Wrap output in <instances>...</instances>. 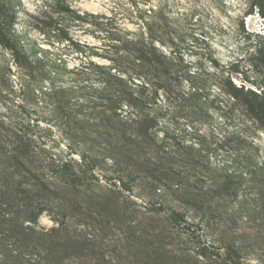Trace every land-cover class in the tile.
Masks as SVG:
<instances>
[{"label": "rangeland", "instance_id": "obj_1", "mask_svg": "<svg viewBox=\"0 0 264 264\" xmlns=\"http://www.w3.org/2000/svg\"><path fill=\"white\" fill-rule=\"evenodd\" d=\"M61 6L71 12H61ZM0 34L30 64L17 63L0 45V126L28 137L33 163L48 178L44 183L54 181L53 162L68 161L77 172L81 155L89 157L88 167L82 166L88 168L82 197L84 206L93 208L95 223L64 219L88 240L84 254L95 253L86 264H136L137 252L160 242L172 264H264L259 212L264 176L257 169H264V130L226 92L234 86L264 93V0H0ZM122 40L152 41L174 65V88L147 95L148 109L159 117L152 132L165 148L185 152L191 145L203 160L178 162L174 174L145 176L139 172L146 149L140 138L130 137L121 156H110L111 144L74 138L82 136L74 120L93 119L99 112L83 107L75 118L68 109L82 100L98 102L95 65L117 63L119 70L136 71L135 54L121 50ZM202 81L207 101L200 113L178 90ZM133 82L142 80L133 77ZM247 158L257 171L243 175L236 197L225 199L220 189L211 194L206 164L224 165L232 173L241 171ZM159 177L167 180L153 181ZM193 182L201 191L192 192L187 184ZM189 192L208 197L207 202L195 210L185 204ZM171 210L183 214L180 227L170 229L164 221ZM54 212L49 205L37 229L56 227ZM227 247L238 257L225 260L231 255Z\"/></svg>", "mask_w": 264, "mask_h": 264}, {"label": "trees", "instance_id": "obj_2", "mask_svg": "<svg viewBox=\"0 0 264 264\" xmlns=\"http://www.w3.org/2000/svg\"><path fill=\"white\" fill-rule=\"evenodd\" d=\"M60 11L71 12L68 7L64 6L60 7ZM63 35L68 38L66 34ZM0 45L11 52L14 61L26 66L30 65L28 57L21 55L2 34H0ZM130 45L133 47H129ZM121 50L135 54L133 62L137 64L134 66L136 71L128 73L126 69L119 70L117 63L113 65L114 67L95 65L96 74L94 77L99 83V87L95 89L99 94L98 102L82 100L79 105L68 107V109L75 118H78L83 107L99 112L93 119L84 117L74 120L73 124L79 128L82 134L81 137H77L76 133L74 138L86 141L94 138L106 145L111 144L110 149L112 150L109 154L112 155L110 156H121V151L131 144L130 137L140 138L146 149L141 155V171L139 172L145 176H153L155 172L160 174V171L174 174L173 167L178 162L203 160V157L199 158L194 154L191 145L185 147V152H180L179 149L171 151L167 147L165 148L167 144L158 141L152 132L158 125L159 117L157 113H152L148 109L151 104L147 100V95H156L160 89L166 92L167 89L170 91L171 88H174V82H176L174 65L154 46L152 41L140 42L138 40L130 44L128 41L122 40ZM210 63L214 67L218 66L214 59L210 58ZM90 65L92 64L90 63ZM79 73L88 75L82 70ZM123 74L127 76L126 79ZM133 77L141 79L142 82L136 84L133 82ZM206 86L205 81L192 83L186 92L178 90L179 93H177L186 101L189 108L199 109L202 113V106L207 101ZM226 90L227 95L239 103L264 130V93H255L248 89L244 90L243 87L234 86ZM124 109L127 111L125 112ZM30 152V140L25 134L10 132L0 126V264H65L73 261L75 264L91 263L95 259L92 256L95 253L89 250L88 257L84 254V251L88 252L85 245L88 240L84 238L82 241L81 237L75 233L77 228L74 226L71 230L70 224L64 222V219L68 217L77 216L80 217L78 223H95L97 216L93 214L92 207L84 206L82 197V193L86 191L84 185L88 169L84 170L82 166L88 167L89 157L81 155L84 165L82 164L77 172L68 161L57 164L53 162L50 171L54 175V181L53 183H44L46 177L33 163ZM200 152V150L197 151L198 154ZM206 159L205 156L204 160ZM246 161L247 164L241 171L236 169L232 173H228L227 167L224 165L219 168L207 163L205 172L211 175L209 186L211 194L215 193L214 189H220L223 191L222 195L225 199H234L240 180L242 181L247 175H255L257 169L263 171L264 176L263 168L256 169V166H252L251 158H247ZM160 176L164 175L160 174ZM159 178L153 179V181L167 180L165 177ZM197 183L187 184L189 188H192V192L201 191V188L196 186ZM176 188L180 191L183 189H179L178 186ZM41 192L46 196L42 197ZM192 192L185 193V196L194 201L186 199L185 204L199 210L201 207L199 204L207 202L208 197L202 199V195L198 199L199 195H194ZM51 204L55 206L52 218L57 226L47 230L37 229L38 218L47 212ZM259 212L262 214L261 221L264 226V203ZM164 221L168 223L170 229L180 227L183 222V214L171 210L164 217ZM89 244L93 245V243ZM158 245V248L144 250L145 253L137 252L136 264H172L168 252L165 251V244L160 242ZM227 251L231 255L227 254L225 260H230L231 256L238 257L232 248L227 247ZM213 256H216V259L221 258L214 252Z\"/></svg>", "mask_w": 264, "mask_h": 264}]
</instances>
